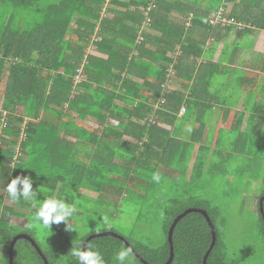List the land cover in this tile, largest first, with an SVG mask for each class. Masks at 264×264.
Instances as JSON below:
<instances>
[{
    "label": "trees",
    "instance_id": "1",
    "mask_svg": "<svg viewBox=\"0 0 264 264\" xmlns=\"http://www.w3.org/2000/svg\"><path fill=\"white\" fill-rule=\"evenodd\" d=\"M229 3L235 20L264 30V0H0V85L4 81L0 86V181L7 186L17 175H28L38 193L34 200L21 198L11 206L4 202L5 198L12 201L7 191L0 196L1 264H8V245L22 232L36 241L49 264H78L72 250L81 248L85 238L96 232L82 233L75 227L74 214L92 211L75 199L98 198L112 187L127 198H140L147 217L160 214L164 241L158 247L123 236L148 263L166 262L171 222L186 208H199L207 212L216 231L206 263L246 264L228 256L222 234L226 220L211 199L196 195L193 185L210 182L206 168L222 172L223 161L226 164L239 154L249 160L246 167L259 168L257 176L264 175V99L252 107L243 131L242 111L236 116L234 109L224 111L218 129L223 147L211 145V134L200 142L203 122L192 128L191 140L178 135L183 121L179 116L187 122L196 112L198 119L205 121L207 113H212V107L205 105L196 110L199 104L215 99L210 91L214 71L201 74L199 69L210 66L218 70L219 64L195 67L206 38L221 29L212 27L210 14ZM151 5L155 8L148 10ZM259 9L263 12L260 18L253 13ZM173 10L188 20L174 22L170 16ZM142 25L143 32L139 30ZM94 31L99 38L94 43L96 49L85 54ZM176 49L180 50L174 64L177 78L192 81L194 99L184 96L182 89L190 85L180 81V86L163 93L164 102L154 107L173 62L168 53ZM84 59V79L74 83L72 76ZM109 83L110 88L104 86ZM261 92L264 96V89ZM182 105L184 113H180ZM151 113L154 119L148 122ZM90 145L93 147L83 149ZM80 159L84 163H79ZM164 168L176 172V177L163 173ZM154 175L159 176L158 181ZM119 178L133 181L141 192L122 187ZM170 180L192 186L175 185L171 194L164 183ZM262 184L253 189L259 191L255 206L259 236L264 239V181ZM49 198L63 200L83 212L74 211L66 221L67 228L63 222L45 228L35 214ZM11 216L25 218L26 224L11 223ZM39 225L53 233L52 246H46L47 241L44 247L39 244ZM108 231L115 232L112 228ZM211 238L201 213L186 214L173 230L170 264H203ZM86 248L98 251L104 264H120L116 255L127 245L106 235L90 239ZM130 257L143 264L133 253ZM13 264L44 262L32 244L21 238L14 245Z\"/></svg>",
    "mask_w": 264,
    "mask_h": 264
},
{
    "label": "rangeland",
    "instance_id": "2",
    "mask_svg": "<svg viewBox=\"0 0 264 264\" xmlns=\"http://www.w3.org/2000/svg\"><path fill=\"white\" fill-rule=\"evenodd\" d=\"M106 1L108 2L109 0ZM226 8L227 6L221 9L228 15L231 8ZM218 11L222 12V10L218 9L216 13ZM240 22L243 23L242 21ZM246 25L250 26L248 23ZM242 43L246 46L248 40L244 39ZM251 75L252 74H250V76ZM212 77L214 78H212L210 84V91L214 92L216 89L219 90L220 82L224 77L220 78L217 72H214ZM0 86H4V81ZM64 110L72 112L69 108H64ZM247 115L248 114H245L243 117V127L246 124ZM209 116H211V113ZM211 121L212 120H210V124H208L207 127L214 129V124L211 123ZM214 122L216 123V121ZM180 133L182 134L183 132L180 130ZM231 135L232 132L226 133V136ZM220 146L223 147L224 145ZM92 147L93 146L90 145L83 149H90ZM237 157L239 158L230 159L226 164L223 161L222 172L218 171V168L217 170H211L212 167L206 168L204 171L209 173L207 178L210 182L201 184L203 181H199L198 185H193V188L196 190V195L211 199L215 205L219 206L221 215L226 220V227L223 228L222 234L228 256L239 258L246 264H264V239L259 236V221L255 206V199L259 196V191L253 189L259 185L263 187L262 182L264 181V175L257 176L256 173H259V168L246 167L244 164H247L249 160L245 158V156L239 154ZM80 160L82 162L79 163H84L82 159ZM162 170L163 173L174 178L176 177V172L165 168ZM119 179L121 180L122 187H127L137 193L141 192L140 189L134 186L133 181ZM164 183L165 189L171 194H173L172 190L175 185L180 187L192 186L185 185L178 181L173 182L171 180ZM103 191V194L98 198H90L86 201L80 196L79 199H75L76 203H81L84 206L87 205V207H90L92 210L90 212L84 211L82 214H74V221L77 224L75 227L77 229L79 228L80 232L91 233L112 228V230H115V232H118L122 236L141 240V242L145 244L148 243L151 247H158L161 245L164 241V235L162 233L163 224L159 213H151V215L147 217L143 209L144 204H142L140 198L135 196L127 198L118 188L112 187ZM5 194L6 184L0 181V196L4 197ZM4 202L9 206L13 204V201L7 198L4 199ZM78 211L83 212V209L75 208V212ZM70 220L69 217L67 221ZM9 221L21 226L26 224V219L20 216H11ZM35 227L37 228L36 224ZM36 239L39 244L44 247L46 244L45 241H47L46 246L50 245L54 236L50 230L47 231L43 226L41 227L39 225ZM2 254L3 246L0 244V264ZM126 260V264H139L131 257Z\"/></svg>",
    "mask_w": 264,
    "mask_h": 264
},
{
    "label": "crops",
    "instance_id": "3",
    "mask_svg": "<svg viewBox=\"0 0 264 264\" xmlns=\"http://www.w3.org/2000/svg\"><path fill=\"white\" fill-rule=\"evenodd\" d=\"M225 6H227L229 9L231 8L230 3L224 4L222 7L225 8ZM229 11L232 12V9ZM230 12L228 14H230ZM214 13H211L209 18ZM253 13L255 17L260 18L263 12L262 10L259 12L254 10ZM182 15V13L173 10L170 14L171 20L176 23L187 21L189 17H183ZM110 17H112V14H110ZM243 23H248L250 26H246L244 28L245 32L241 33H238L233 27H218L212 25L213 28L218 27L221 29L213 30L212 34L210 33V36L206 38L204 44L202 45L203 55L197 58V64L195 68L197 70L199 65L205 64L207 62H213L217 65L219 64L218 70L217 68L210 66H201L199 71L201 70V74H208L211 71H218L220 73V78L224 77V81L221 80L219 90L216 89L214 92H211V94L215 95V99L213 98L209 104H204L200 100L203 105L201 106L199 104L196 108V110H198L205 108V106L212 107L210 108L212 113H207L208 117H206L205 121H201L202 118L198 119V113L196 112H192L191 114L189 113L190 116L187 122H185L184 117L179 116L181 119H183V121L179 123L180 129L178 131V135L181 139H185L186 141L191 140L192 128L198 126L200 122H203L204 131L202 132V139L200 142L204 143L207 135L211 134V145L220 146L219 144L222 143L223 140H219L218 138V129L223 125V117L226 116L224 111H227L228 109H234V111H237L236 114H234L235 116L242 111V120L245 114H248L246 119L247 123L250 111H252V107H256V105L263 100L261 91L264 89V75L262 74V67L264 64V30L257 27L255 28V26H253L250 22L244 21ZM226 28H229V30ZM143 29H145L143 25L139 27L140 31ZM199 31V33L202 34L201 30ZM242 38L248 40V44L246 46L242 43L244 40ZM135 53V50H133L132 55H135ZM179 55V49H176L174 53H168V56L173 58V62L169 63L168 65L170 81H168L167 87L171 91L176 90L180 86V81H183L185 84L188 83L190 85L189 88L182 89L181 92L187 99H189L190 96L193 98L192 92L190 91L192 88V81L187 78L185 80H179V78H177V72L174 69V64L177 62ZM141 60L147 61L143 57ZM82 62H85V59ZM151 72L153 73V71ZM250 74L252 75L250 76ZM123 75L124 74H122V76ZM93 85L91 84V86ZM104 86L108 88L111 87L110 83L105 84ZM147 89L148 88L146 87V91H149ZM203 95L206 96V93H203ZM117 102L122 103L120 101ZM191 110H193V108H191ZM210 113L211 116H209ZM152 114L153 113L150 115ZM235 116H233L234 119L236 118ZM210 120H212L211 123L214 124V129L212 128L211 133L210 128L207 127V125L210 124ZM242 120L240 128L241 131H243L246 127V124L243 127ZM214 121H216V123ZM180 130L183 132L182 134L180 133Z\"/></svg>",
    "mask_w": 264,
    "mask_h": 264
},
{
    "label": "clouds",
    "instance_id": "4",
    "mask_svg": "<svg viewBox=\"0 0 264 264\" xmlns=\"http://www.w3.org/2000/svg\"><path fill=\"white\" fill-rule=\"evenodd\" d=\"M153 8H155V6ZM221 8H223V7H220L219 9H221ZM215 13L211 17H213L215 15ZM228 15L230 16V14H228ZM236 21H238V20H236ZM211 25H213V24H211ZM214 26L232 27V26H220V25H214ZM235 30H237V29H235ZM143 31L144 30H141V32H143ZM237 31H239V30H237ZM95 33H96V31L93 32V35ZM90 44H91V42L89 43V45ZM89 45L87 47H85V49H84L85 54L92 51L91 49L88 48ZM95 49H96V46H95ZM95 49H93V50H95ZM84 63L85 62H82L80 64V65H82L83 72H84V67H83ZM168 80H169V77H168L167 81ZM167 81H165V82H167ZM161 92H162V89H161ZM110 121L114 124L116 123L115 119H110ZM12 164H13V162H12ZM153 179L158 181L159 176L154 175ZM33 182H34L33 179L28 175H17L16 177L12 178L6 186V191L8 193L9 198L12 201H17V202L21 198H23L25 200H28V199L34 200L35 197L38 195V193L33 190V186H32ZM74 211H75L74 205H69L60 199L49 198V199L42 202L38 211L35 214V219L37 221L41 222L42 225L48 229L51 228V225H53V224L58 225L62 222L65 224V226L67 228L66 221L68 220L69 217H71L73 215ZM72 255L77 258L78 264H104V260H103L102 256L100 255V253L98 251H95V250H92L89 248L81 249L79 246H77L72 250ZM131 255H132V249L130 247H127V248H125V249H123L117 253L116 259L120 262V264H125L126 259L129 258Z\"/></svg>",
    "mask_w": 264,
    "mask_h": 264
},
{
    "label": "water",
    "instance_id": "5",
    "mask_svg": "<svg viewBox=\"0 0 264 264\" xmlns=\"http://www.w3.org/2000/svg\"><path fill=\"white\" fill-rule=\"evenodd\" d=\"M259 204H260V211L262 212V198L260 199ZM190 212H199V213H201V214L205 217V219H206V221H207V223H208V226H209V228H210V232H211V237H212V238H211L210 245H209V247H208L206 253H205L204 256H203V264H207V263H206L207 256H208L209 252L211 251V249H212V247H213V245L215 244V241H216V231H215L214 224L212 223V221H211L209 215L207 214V212H206L205 210H203V209H199V208H186L182 213L178 214V215L173 219V221L171 222V224H170V226H169V229H168V232H167V233H168V234H167V237H168V242H169V247H170L169 257H168V259L166 260V262L163 263V264H170L171 261H172V259H173V255H174V253H173V245H172V234H173V230H174V228H175L177 222H178L183 216H185L186 214H188V213H190ZM106 235L114 236V237L119 238L120 240H122V241L127 245V247H130V248L132 249V253L135 255V257H136L140 262H142L143 264H150V263H148L145 259H143L142 256H140V254H138V253L134 250V248L131 246V244H130V243H129V242H128V241H127L122 235H120V234H118V233H116V232H113V231H108V230H107V231H101V232H96V233H91V234H89V235L85 238V240L83 241L81 249L86 248V244H87V242H88L90 239H92V238H94V237H100V236H106ZM21 238L28 240V241L32 244V246L36 249V251L38 252V254L41 256V258H42L44 264H49V263H48V260L46 259L45 255L43 254L41 248H40L39 245L36 243V241H35L30 235H28L27 233H23V232H22V233H17V234H15V235L12 237V239H11L9 245H8V264H13V249H14V245H15L16 241H17L18 239H21Z\"/></svg>",
    "mask_w": 264,
    "mask_h": 264
},
{
    "label": "built area",
    "instance_id": "6",
    "mask_svg": "<svg viewBox=\"0 0 264 264\" xmlns=\"http://www.w3.org/2000/svg\"><path fill=\"white\" fill-rule=\"evenodd\" d=\"M153 7H154V5H151L150 7H147V9L150 10ZM220 10H222V12L218 11L213 17L210 18V23L211 24L220 25V26H232V27H234L237 30H242L243 28L248 26V25H246L244 23L236 21L233 17L225 14L223 9H220ZM146 21L148 22L149 19H146ZM98 40H99V38L96 36V33H95L92 36L91 44L89 45L88 48L91 49V50L95 49V44L94 43L96 41H98ZM72 77H73V82L74 83H79L81 80L84 79L82 65H80L78 68H76L75 73H74V75ZM168 81H170V80H168ZM168 81L161 84V89H162V92H161V95H160L161 98H160L159 102L156 105H154V107H157L159 104L164 102L163 93H166V92L169 91V88L167 87ZM184 111H185V106H181L180 107V113H184ZM153 119H154V116L152 114V115L149 116L147 121L148 122H153Z\"/></svg>",
    "mask_w": 264,
    "mask_h": 264
}]
</instances>
